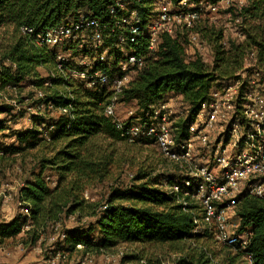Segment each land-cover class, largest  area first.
<instances>
[{
	"label": "trees",
	"instance_id": "1",
	"mask_svg": "<svg viewBox=\"0 0 264 264\" xmlns=\"http://www.w3.org/2000/svg\"><path fill=\"white\" fill-rule=\"evenodd\" d=\"M119 1L125 3L126 15L135 12L140 24L144 25L148 21V10L159 0H0V92H20L27 87L42 93V99L36 104H51L53 109H67L69 113L58 116L56 120L31 116V129L13 133L14 145L3 147L0 143V161L6 156H18L24 149L40 143L53 149L52 155L41 161L33 180L26 181L18 191V200L28 208V216L17 215L8 222L0 221V246L23 233L31 232L35 241L36 230L58 222L62 214L73 215L82 211L83 201L73 198L70 207L68 203L74 192L79 191L77 183L102 180L109 165L108 158L100 154L97 142L99 139L127 140L121 137L115 123L104 116L109 93L105 89L87 90L73 80L64 79L56 72L54 53L37 47L34 35L22 34L21 29L45 32L82 14L105 27L103 33L107 38L104 47H111L114 35L119 32L116 28L111 34V25L123 13L117 10L112 16L110 10ZM169 1L176 4L181 0ZM187 1L198 3L203 0ZM204 1L214 3L218 0ZM246 1L248 4L240 14L258 25L253 27L252 33H245L244 41H229L227 48L219 44L222 36L221 32L218 33L211 40L214 61L210 67L199 59L186 61V42H182L180 37L163 36L154 53H149L146 44L140 42L135 51L145 58V65L118 99L122 104L133 103L136 107L134 116L124 121L125 125L130 120L143 118L151 107L164 103L166 96L173 94L180 97L188 108L185 122L178 125V139H182L186 136V124L207 99L209 90L217 81L241 68L246 52L253 48L264 69V0ZM143 38L141 35L138 40ZM126 49L129 50V46ZM97 67L105 69L104 66ZM38 70H43L45 77H41ZM25 82L29 84L24 86ZM13 109L11 105H0V114L10 116ZM138 142L153 145L151 141ZM46 168L58 175L52 188L42 176ZM135 180L136 184L127 189L110 192L104 204L106 208L98 215L92 214L95 216L93 224L63 231L61 245L87 253H104L124 245L198 244L203 239H211L206 233L193 232L194 215L177 202L181 195L169 193V188L183 177L167 174L151 177V174L140 171ZM193 193L188 189V196L183 200H190ZM1 207L0 197V212ZM237 214L240 218L238 230L251 234L247 248L238 254L246 257L249 264H264V201L245 199ZM24 227L30 228L29 231L25 232ZM177 264L216 263L202 251L191 250V255L180 257Z\"/></svg>",
	"mask_w": 264,
	"mask_h": 264
},
{
	"label": "built area",
	"instance_id": "2",
	"mask_svg": "<svg viewBox=\"0 0 264 264\" xmlns=\"http://www.w3.org/2000/svg\"><path fill=\"white\" fill-rule=\"evenodd\" d=\"M233 2L181 0L173 4L169 0H160L155 7L154 18L141 25L136 13L126 15L125 3L119 1L110 10L112 16L117 10L123 13L111 25V34L116 28L119 30L111 47H104L107 38L103 33L105 27L82 14L45 32L34 33L33 29L22 28L21 33L34 35L37 47L62 49L54 55L56 72L64 79L73 80L87 90L105 89L109 93L103 113L115 123L121 137L131 141H151L165 160L177 166L178 176L183 180L174 183L169 193L181 195L177 202L194 215L193 232L206 233L214 243L240 253L247 248L251 234L238 230V207L245 199L264 201V69L257 60L256 51L252 48L246 52L241 68L225 77L228 80L223 78L212 86L207 99L186 124V136L182 139H178V125L185 122L188 115V108L182 100L185 115L172 109L165 101L151 107L143 118L130 120L126 125L114 117L119 96L145 65V58L135 51L140 42L146 44L149 53H154L163 36L173 39L183 32L187 45L194 48L191 61L199 59L212 66L213 50L208 57L205 56V49L199 42L200 35L193 28L202 16H214L221 6H229ZM236 22L239 23L238 20ZM83 35L89 39L88 51L94 56L84 54L71 68L68 62L70 51L74 47L85 46L81 39ZM141 35L144 38L139 41ZM221 36L219 44L227 48L223 31ZM235 36L241 42L245 39L242 31ZM126 46L129 50L114 59L111 66V54L108 52L125 49ZM98 65L105 69L98 68ZM51 76L54 77L52 73ZM35 99H42V93L36 91ZM36 105L61 115L69 114L67 109H53L51 104ZM28 120L31 125L27 129H31V116ZM45 180L51 184L48 177ZM188 189L194 193L190 200H183L188 196ZM0 197L3 202L1 193ZM105 208L103 206L102 210ZM22 211L28 216V208L22 205ZM27 228L24 227V231ZM63 238L61 235V242Z\"/></svg>",
	"mask_w": 264,
	"mask_h": 264
},
{
	"label": "rangeland",
	"instance_id": "3",
	"mask_svg": "<svg viewBox=\"0 0 264 264\" xmlns=\"http://www.w3.org/2000/svg\"><path fill=\"white\" fill-rule=\"evenodd\" d=\"M157 3H154L148 10V20L154 18ZM247 4L246 0H234L233 4L229 6H221L218 14L204 15L195 24L193 31L200 35L199 42L200 46L205 49V56L208 57L211 52V40L222 31L226 44L229 41L241 42L235 36L237 32L252 33L253 27L258 23L240 14L242 8ZM177 35L182 42H186L185 33ZM81 39L85 46L74 47L70 51L68 62L71 68L75 67L84 54L94 56L88 51L90 49L89 39L84 35ZM184 47V58L186 61H191L195 54L194 48L191 45L188 46L187 43ZM46 49L52 53L62 52V49L59 48ZM126 51V48L111 50V66H113L114 59ZM207 66L210 67L211 64ZM38 72L41 77H45L43 70H38ZM224 79L226 78L224 77ZM28 84L25 82L24 86ZM35 94L36 91L27 87L20 92L11 90L0 92V105H11L14 108L10 116L0 114V129L3 128L2 131L0 130V143L4 145L3 147L14 145L13 133L24 131L30 127L31 123L28 120L30 116L38 115L44 117L45 120H56L61 115L54 110L39 108L35 103ZM165 101L172 109L185 115V108L180 97L169 94ZM135 111L136 107L133 103L122 104L118 100L115 105L114 117L117 121L123 122L134 116ZM97 144L101 148L100 154L108 158L107 174L102 180L91 182L81 180L77 183L79 191L74 192L68 203L70 207L73 204V198L83 201L82 211L73 215L62 214L58 222L48 224L43 230H36L37 239L35 241L30 232V234L23 233L16 239L4 242L0 246V264H177L180 257L191 255V250L202 251L216 264H249L248 259L238 254L237 251L218 245L211 239H203L198 244L124 245L104 253H87L78 248L71 249L62 246L60 236L63 231L93 224L95 216L92 214L98 215L102 211L110 192L115 189H127L136 184L135 177L140 171L151 174V177L159 174L180 175L177 166L165 160L153 145H144L131 140L113 142L101 139ZM52 151L51 146L40 143L33 148L24 149L18 156H6L5 160L0 161V193L3 197L0 212L1 222H8L17 215H24L22 205L18 200V191L26 181L33 180L39 172L41 161L48 159L52 155ZM42 176L45 179L49 178L50 188L54 187L58 177L54 170L46 168ZM29 229L27 228L25 232ZM126 257L136 259L127 260Z\"/></svg>",
	"mask_w": 264,
	"mask_h": 264
},
{
	"label": "crops",
	"instance_id": "4",
	"mask_svg": "<svg viewBox=\"0 0 264 264\" xmlns=\"http://www.w3.org/2000/svg\"><path fill=\"white\" fill-rule=\"evenodd\" d=\"M12 219V218H11Z\"/></svg>",
	"mask_w": 264,
	"mask_h": 264
}]
</instances>
